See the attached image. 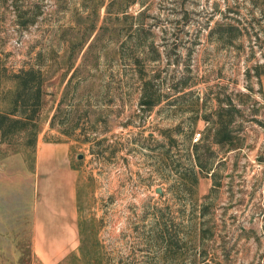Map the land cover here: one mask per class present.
Wrapping results in <instances>:
<instances>
[{
  "label": "rangeland",
  "instance_id": "rangeland-1",
  "mask_svg": "<svg viewBox=\"0 0 264 264\" xmlns=\"http://www.w3.org/2000/svg\"><path fill=\"white\" fill-rule=\"evenodd\" d=\"M110 1L0 0V62L46 75L37 139L70 142L85 176L79 251L59 264H264V0ZM217 96L240 109L236 149L205 143ZM30 137L0 143V164L30 167Z\"/></svg>",
  "mask_w": 264,
  "mask_h": 264
},
{
  "label": "crops",
  "instance_id": "crops-1",
  "mask_svg": "<svg viewBox=\"0 0 264 264\" xmlns=\"http://www.w3.org/2000/svg\"><path fill=\"white\" fill-rule=\"evenodd\" d=\"M84 177L70 142L40 136L30 167L0 164V264H59L78 254Z\"/></svg>",
  "mask_w": 264,
  "mask_h": 264
},
{
  "label": "trees",
  "instance_id": "trees-1",
  "mask_svg": "<svg viewBox=\"0 0 264 264\" xmlns=\"http://www.w3.org/2000/svg\"><path fill=\"white\" fill-rule=\"evenodd\" d=\"M113 1L114 3H119L122 0H111L109 6H111ZM134 2L135 0L127 1V6H130ZM125 7H121L119 10L125 12L126 10H122ZM212 30L220 38L225 36L231 38L232 36L240 34L239 27L231 22H216ZM75 70L76 68H73V73L69 81H72ZM45 77L46 75L40 67L35 68L30 66L29 68L10 71L0 62V143L9 141L17 134L28 132L31 137L25 141V144L33 145L34 151L37 133L39 132V115L45 94ZM153 87V76H151L150 79L143 80L140 103L143 104L145 106L144 108L147 110L152 109L161 97V94L156 92V89H153ZM183 87H185V82L180 85L178 90H182ZM216 99L217 106L214 109L215 117L212 121L213 131L211 138H206L205 143H216L223 147L226 146L225 151L236 149L238 147V142L234 134L232 123L236 115L240 112V109L232 101L231 97H228L225 102L219 96H217ZM54 117L55 113H53L50 118L51 125L53 124ZM197 147L198 146H196V149ZM194 160L200 167L201 172L210 169V167L204 165L197 151ZM183 180L184 187L191 189L197 185L198 176L193 172L189 176H183ZM185 181H188V183ZM167 252L178 255L181 260H184L186 256V251H184L183 246L178 248L177 243L172 245L170 242L167 244L166 253Z\"/></svg>",
  "mask_w": 264,
  "mask_h": 264
},
{
  "label": "built area",
  "instance_id": "built-area-1",
  "mask_svg": "<svg viewBox=\"0 0 264 264\" xmlns=\"http://www.w3.org/2000/svg\"><path fill=\"white\" fill-rule=\"evenodd\" d=\"M200 133H196L195 137L193 138L194 141H197L199 139Z\"/></svg>",
  "mask_w": 264,
  "mask_h": 264
},
{
  "label": "water",
  "instance_id": "water-1",
  "mask_svg": "<svg viewBox=\"0 0 264 264\" xmlns=\"http://www.w3.org/2000/svg\"><path fill=\"white\" fill-rule=\"evenodd\" d=\"M157 190H159V192L162 194V188L158 187Z\"/></svg>",
  "mask_w": 264,
  "mask_h": 264
},
{
  "label": "bare ground",
  "instance_id": "bare-ground-1",
  "mask_svg": "<svg viewBox=\"0 0 264 264\" xmlns=\"http://www.w3.org/2000/svg\"><path fill=\"white\" fill-rule=\"evenodd\" d=\"M159 191V190H158Z\"/></svg>",
  "mask_w": 264,
  "mask_h": 264
}]
</instances>
